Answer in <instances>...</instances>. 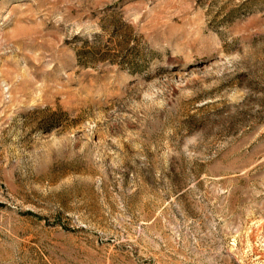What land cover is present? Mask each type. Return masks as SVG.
Listing matches in <instances>:
<instances>
[{"label": "rangeland", "instance_id": "rangeland-1", "mask_svg": "<svg viewBox=\"0 0 264 264\" xmlns=\"http://www.w3.org/2000/svg\"><path fill=\"white\" fill-rule=\"evenodd\" d=\"M0 264H264V0H0Z\"/></svg>", "mask_w": 264, "mask_h": 264}]
</instances>
